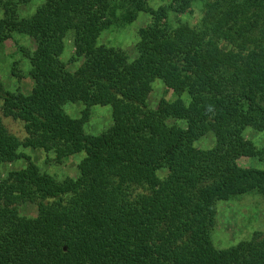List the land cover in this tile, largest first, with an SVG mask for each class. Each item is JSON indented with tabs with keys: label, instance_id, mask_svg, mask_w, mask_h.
<instances>
[{
	"label": "trees",
	"instance_id": "16d2710c",
	"mask_svg": "<svg viewBox=\"0 0 264 264\" xmlns=\"http://www.w3.org/2000/svg\"><path fill=\"white\" fill-rule=\"evenodd\" d=\"M18 0H0V44L23 34L30 93L0 82V167L25 158L22 147H41L57 163L84 153L77 177L0 169V264H264V231L226 247L212 232L217 202L250 192L264 197V148L246 135L264 131V0H203L196 25L170 19L193 0H45L22 16ZM121 17L140 13L151 22L138 30L137 55L100 43ZM74 44L71 70L62 59ZM17 63L12 71L18 74ZM160 79L177 95L149 107ZM188 94L189 101L184 99ZM67 103H82L72 116ZM96 105L110 106L113 124L99 134L85 127ZM184 120L173 133L153 120ZM20 120L23 138L5 119ZM215 131L210 149L195 141ZM52 157H51V154ZM167 169L165 177L159 171ZM37 206L36 216L21 206Z\"/></svg>",
	"mask_w": 264,
	"mask_h": 264
},
{
	"label": "rangeland",
	"instance_id": "374dc122",
	"mask_svg": "<svg viewBox=\"0 0 264 264\" xmlns=\"http://www.w3.org/2000/svg\"><path fill=\"white\" fill-rule=\"evenodd\" d=\"M45 0H31L27 4L19 5V12L22 16H28L44 2ZM171 0H152L151 5L158 7L162 4H168ZM5 4L12 5L18 0H3ZM115 24L106 30L101 38L100 43L107 46L120 48L129 54L130 57L137 55L136 43L138 41V30L147 26L151 22V16L147 13H140L138 18L132 23L122 19V9H118ZM170 19L176 21L178 18L187 20L192 25L198 24L203 16V0H193L192 6L184 14L177 15L170 11ZM4 15L3 8H0V19ZM18 44L25 45L34 49L35 42L32 38L19 33H13V36L0 44V82L3 87L9 91L20 89L23 93L31 92L34 82L28 74L30 63L18 48ZM74 44L71 36L66 39V48L62 59L68 63L71 70L77 69L82 59L72 61L74 55ZM18 65V74L12 71L13 64ZM177 95L168 88L162 80L156 79L152 83L149 93V107L156 110L162 99L169 101L175 100ZM184 99L189 101L188 94H184ZM66 110L74 117L81 115L83 108L82 103H67ZM153 120L159 121L162 127L170 132H177L178 129L186 128L184 120L154 117ZM9 129L15 132L21 138L24 137L25 131L23 123L20 120L11 118L5 119ZM113 124L112 109L110 106L96 105L92 108L90 120L87 122L86 132L99 134L108 129ZM246 135L254 141L259 147L264 148V131H257L249 128ZM216 133L211 131L195 141V146L203 149H210L216 145ZM23 151L29 155L31 161L21 158L12 163L1 165V171L7 175L10 171H30L39 174L51 175L57 180H63L66 177H77L80 174V163L84 159V153H77L67 157L63 162L57 163L54 160H48L46 151L41 147H22ZM51 154V153H50ZM52 157V154H51ZM239 163L246 167H262L263 161L257 158L241 157ZM168 174L167 169L159 171L161 177ZM21 214L25 216H36L38 209L35 204L26 203L21 206ZM256 231H264V197L259 192H250L243 195L235 196L229 200L217 202L216 222L213 228L212 237L215 244L219 247H226L238 240L249 239Z\"/></svg>",
	"mask_w": 264,
	"mask_h": 264
}]
</instances>
